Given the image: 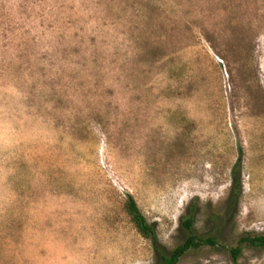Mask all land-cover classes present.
I'll use <instances>...</instances> for the list:
<instances>
[{"label": "rangeland", "instance_id": "374dc122", "mask_svg": "<svg viewBox=\"0 0 264 264\" xmlns=\"http://www.w3.org/2000/svg\"><path fill=\"white\" fill-rule=\"evenodd\" d=\"M240 149L238 215L179 264H264L230 252L264 234V0H0V264H156L126 194L172 251L193 201L217 231Z\"/></svg>", "mask_w": 264, "mask_h": 264}, {"label": "trees", "instance_id": "16d2710c", "mask_svg": "<svg viewBox=\"0 0 264 264\" xmlns=\"http://www.w3.org/2000/svg\"><path fill=\"white\" fill-rule=\"evenodd\" d=\"M210 43V39H208ZM232 48L237 50L239 55H242L247 62L254 61L255 45L252 40L247 43L236 44L232 42L230 44ZM213 47V45H212ZM215 50V48L213 47ZM226 58L225 55H223ZM252 69V70H251ZM250 70L253 71V68ZM242 161H243V150L240 149L238 161L235 164L232 171V184L228 196V205L224 213H214L210 219L215 221L217 225V231H212L207 234H198L195 231V224L197 221L199 207L198 204L193 201L186 210V213L181 219V230L186 234V238L178 244L172 251H168L166 247L161 243L157 227L154 223H151L146 215L143 213L135 197L127 193L124 201V210L129 216L130 221L138 233L145 239H149L155 251L156 264H179L180 261L190 252L199 250L204 247L219 248L221 246V226L224 219L228 217H236L238 215L241 199L244 193V181L242 177ZM251 247L256 249H264V234L258 233H246L241 236L238 240V245L230 249L231 255L235 261L238 262L242 255L244 247Z\"/></svg>", "mask_w": 264, "mask_h": 264}]
</instances>
